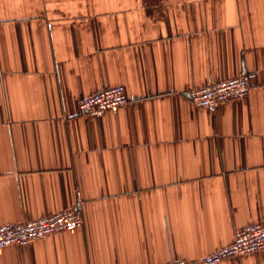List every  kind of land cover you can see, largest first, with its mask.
<instances>
[{"label":"crops","instance_id":"1","mask_svg":"<svg viewBox=\"0 0 264 264\" xmlns=\"http://www.w3.org/2000/svg\"><path fill=\"white\" fill-rule=\"evenodd\" d=\"M245 73L242 99L188 96ZM64 209L83 226L0 264H205L264 222V0H0V227Z\"/></svg>","mask_w":264,"mask_h":264},{"label":"built area","instance_id":"2","mask_svg":"<svg viewBox=\"0 0 264 264\" xmlns=\"http://www.w3.org/2000/svg\"><path fill=\"white\" fill-rule=\"evenodd\" d=\"M256 78V73H245L234 79L194 88L188 92V96L196 107L214 109L220 103L246 97ZM129 100L125 87L116 85L83 98L79 103V111L85 116L98 118L107 111H118L127 105ZM83 224V216L78 210L64 209L39 219L4 225L0 227V251L14 245L28 246L38 239L51 235L73 232L81 228ZM261 251H264V222L237 229L231 245L209 253L203 258V262L219 264L231 257ZM167 264H189V262L178 259Z\"/></svg>","mask_w":264,"mask_h":264}]
</instances>
